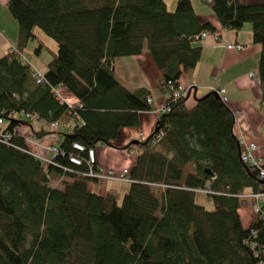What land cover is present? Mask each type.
<instances>
[{"label":"trees","instance_id":"16d2710c","mask_svg":"<svg viewBox=\"0 0 264 264\" xmlns=\"http://www.w3.org/2000/svg\"><path fill=\"white\" fill-rule=\"evenodd\" d=\"M201 1L227 30L251 24L264 90V1ZM9 10L23 43L39 30L58 50L42 83L17 53L0 58V264H264V223L255 217L245 227L239 214L240 195L259 192L264 180L241 160L235 113L213 91L192 108L188 94L175 101L182 76L201 61L202 34L221 38L192 0H178L173 12L166 0H9ZM145 48L164 73L160 89L172 111L138 145L130 187L118 200L99 192L103 180L88 177L99 172L89 152L114 147L122 129L139 127L141 113L153 111L147 89L131 92L114 73L117 58ZM61 86L80 104L61 103L54 92ZM20 113L72 127L43 132L62 135L49 162L30 155L18 130L31 122ZM160 130L163 140L153 143ZM208 185L212 211L193 191Z\"/></svg>","mask_w":264,"mask_h":264},{"label":"crops","instance_id":"0c3cea01","mask_svg":"<svg viewBox=\"0 0 264 264\" xmlns=\"http://www.w3.org/2000/svg\"><path fill=\"white\" fill-rule=\"evenodd\" d=\"M192 2L201 22L211 23L221 35V40L217 42L213 38L215 32L207 31L210 36L198 41V45L202 48L201 61L195 69L182 76L180 83L189 96L187 105L192 108L197 99L209 94L213 89H224L226 103L236 116L235 133L240 145L241 140L255 143L258 146L255 157L264 159V90L258 78L262 46L254 43L251 24H247L238 32L227 30L221 26L208 5L202 3L201 0H192ZM177 4L178 0H173L167 4V9L173 12L176 10ZM38 31L35 33L36 38L23 43L19 23L9 10V0H0V58L13 48H23L31 58L34 68L44 75L46 66L52 60L51 52H56L58 48L52 50L48 44L52 48L57 46L50 44L45 38L46 35L40 34ZM39 42H42L44 46L39 53H36ZM229 44L244 45L245 49L242 51L227 49ZM46 45L51 50L50 54L43 52L44 50L48 51ZM146 48L142 55L120 57L114 63L115 77L121 85L131 92L145 88L150 92V99L153 100L151 104L153 111L141 113L139 127L122 129L114 147L98 144L94 149L98 169L104 170L106 173L113 172L116 176H120L125 171L129 174L141 152L138 145L141 142H147L156 130L159 116L154 110L166 105L167 102V96L160 89L164 73L157 67ZM58 89V93L67 104L71 106L80 104L77 97L66 87L61 86ZM16 118L24 122H31V125H21L18 130L19 135L25 139L30 153L38 158L50 159L51 154L48 148L58 147L62 135L52 133L44 135L43 132L48 133L53 130L51 125L39 119L32 122L25 113L17 114ZM135 142L138 145H135ZM131 146L135 148H130ZM242 151L241 145V154ZM103 182L104 185L99 188V192L103 195L115 194L118 200L122 199L123 194L130 187L128 186L125 191L126 184L130 185L129 182H125L123 185V182L116 180H103ZM90 189L98 192L94 185ZM120 190H122V195L119 193ZM156 190L162 192L159 189ZM155 193L157 194L156 191ZM251 193L252 191L248 190L239 197L241 202L239 214L245 227L255 220L254 209L246 199ZM157 196L160 195L157 194Z\"/></svg>","mask_w":264,"mask_h":264},{"label":"built area","instance_id":"2783aa9c","mask_svg":"<svg viewBox=\"0 0 264 264\" xmlns=\"http://www.w3.org/2000/svg\"><path fill=\"white\" fill-rule=\"evenodd\" d=\"M210 36L209 33L204 32L201 36V38H208ZM213 38H215V40L217 42H220L221 38L219 37L218 34H214ZM226 48L229 49H236L238 51H242L245 49L244 45H235V44H229L227 45ZM10 52L12 53H17V57L19 59V61L24 64V65H32L30 62V57L23 51H18L16 48H13L12 50H10ZM32 71L34 73L35 78L37 79L38 83H42L45 81L44 75L38 71L37 69L34 68V66H32ZM252 76H254V74H251ZM59 89H55V96L57 97L58 100H60L61 103H66L60 96V94L58 93ZM212 91L216 92L217 94H219L221 96V98L223 99L224 102H227V98L225 96L226 91L224 89H213ZM187 94V91L181 86L179 85L178 89L175 91L174 97H175V101L179 100L181 98H183L185 95ZM148 103L152 104L153 100L148 99ZM67 104V103H66ZM69 105V104H68ZM70 107H73L71 105H69ZM171 107L164 105L160 108H157L154 110V112L158 115V116H162L168 113H171ZM29 117L30 120L36 118L32 115H27ZM5 124V120L3 118H0V137L2 136V132L4 129H2V126ZM52 129L56 132H64L66 131L67 133H70L72 131V127L70 125H64L62 124L60 121H56L54 123L51 124ZM4 128V127H3ZM165 136V132L161 131L155 136L153 143H159L163 140ZM4 140L8 141L10 140V138L7 136H4ZM241 145L243 148L242 154H241V160L244 164L248 165L251 169H253L255 172L258 173L259 178L261 180H264V159L261 158H256L255 154L258 150V146L255 143H247L243 140H241ZM74 147L78 150H83V147H81L80 145H74ZM29 152V151H28ZM59 153L58 151V147H53L51 149V156L55 155ZM90 155V161L91 163H95L96 158H95V152L93 150H91L89 152ZM41 159V158H40ZM44 161H46L45 159H42ZM74 163L80 164V161H78L77 159H72L71 160ZM91 176H98L96 178L101 179V180H125V181H130L127 180L128 178V173L126 172L124 176H120L117 177L113 172H104V170L99 169V172L97 174H92ZM129 179V178H128ZM196 193H204V194H208L210 193L211 190V185H208L206 188L204 189H194L193 190ZM246 199L251 203L254 212L256 215H259L260 219L264 221V184L261 186L260 191L259 192H252L250 195H248L246 197ZM257 232H254V234H256ZM259 233V232H258ZM253 234V235H254ZM256 236V235H254ZM256 243H252V246H255Z\"/></svg>","mask_w":264,"mask_h":264},{"label":"rangeland","instance_id":"374dc122","mask_svg":"<svg viewBox=\"0 0 264 264\" xmlns=\"http://www.w3.org/2000/svg\"><path fill=\"white\" fill-rule=\"evenodd\" d=\"M177 1V0H176ZM249 1H251V2H262V1H264V0H249ZM171 2H173V0H167V4L169 3H171ZM206 7V6H205ZM40 34H42V32L41 31H38ZM44 36V35H43ZM45 38H47V40L49 41V43L50 44H54L55 45V47L57 46V44L53 41V40H51V39H49L48 37H46L45 36ZM48 46L53 50H55V49H57V47L56 48H52L51 47V45H49L48 44ZM50 48H48L47 50L49 51H46V50H44L43 52H44V54L47 52L48 54H50ZM228 49V48H227ZM50 56V55H49ZM214 92V91H213ZM216 93V92H215ZM217 94V93H216ZM218 96H220L219 94H217ZM221 97V96H220ZM37 120V118H34V119H32V122H34V121H36ZM34 142V141H33ZM53 147H55V146H52V147H49L48 148V151H49V153H51V149L53 148ZM30 155H32V156H34L33 154H30ZM41 159H44V158H42V157H40ZM46 161H48L49 162V158L48 159H45ZM110 172V171H109ZM125 173H126V171L125 172H123V173H121V175L120 176H124L125 175ZM92 175V173H90V176H88V177H90V178H94V179H98V178H96V177H98V176H91ZM120 176H117V177H120ZM127 180H129L128 178H127ZM116 181H120V182H123L122 183V185L124 184V182H128V181H125V180H116ZM128 186L129 185H127L126 184V188H125V191L128 189ZM90 188H91V185H90ZM156 192H157V194H159L160 193V191H157V190H155ZM119 193H120V195H122V190H120L119 191ZM211 194H213L212 193V191H210V193H208V195H211ZM124 195V194H123ZM123 197V196H122ZM196 199H197V202L200 204V205H203V206H205L208 210H210V211H212V210H214V206H213V204H212V202H210L209 201V198H208V196H207V194H204V193H198L197 194V196H196ZM255 217H256V215H255Z\"/></svg>","mask_w":264,"mask_h":264},{"label":"water","instance_id":"95a60500","mask_svg":"<svg viewBox=\"0 0 264 264\" xmlns=\"http://www.w3.org/2000/svg\"><path fill=\"white\" fill-rule=\"evenodd\" d=\"M158 129H156L155 131H157ZM135 145H138L137 142L134 143ZM206 172L212 177L215 178V174L213 173V171L211 169H207Z\"/></svg>","mask_w":264,"mask_h":264},{"label":"bare ground","instance_id":"6f19581e","mask_svg":"<svg viewBox=\"0 0 264 264\" xmlns=\"http://www.w3.org/2000/svg\"><path fill=\"white\" fill-rule=\"evenodd\" d=\"M3 127H4V128H3ZM2 129L5 130V124L2 126ZM4 130H3V131H4ZM243 141H244V140H243ZM57 154H58V153H57ZM55 155H56V154H55ZM255 215H256V214H255ZM256 218H258L262 223H264V221L260 219L259 215H256Z\"/></svg>","mask_w":264,"mask_h":264}]
</instances>
